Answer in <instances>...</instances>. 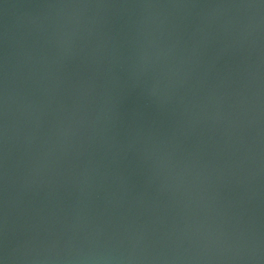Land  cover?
Listing matches in <instances>:
<instances>
[{
	"label": "water",
	"instance_id": "obj_1",
	"mask_svg": "<svg viewBox=\"0 0 264 264\" xmlns=\"http://www.w3.org/2000/svg\"><path fill=\"white\" fill-rule=\"evenodd\" d=\"M5 264H264L262 0H0Z\"/></svg>",
	"mask_w": 264,
	"mask_h": 264
},
{
	"label": "clouds",
	"instance_id": "obj_2",
	"mask_svg": "<svg viewBox=\"0 0 264 264\" xmlns=\"http://www.w3.org/2000/svg\"><path fill=\"white\" fill-rule=\"evenodd\" d=\"M262 2H264V0H262ZM5 260H6V257L5 258H0V264H5Z\"/></svg>",
	"mask_w": 264,
	"mask_h": 264
}]
</instances>
